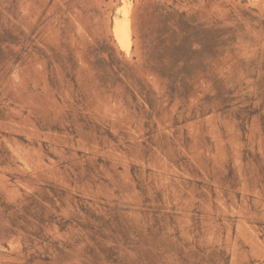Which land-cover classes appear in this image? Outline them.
I'll use <instances>...</instances> for the list:
<instances>
[{"label":"rangeland","instance_id":"rangeland-1","mask_svg":"<svg viewBox=\"0 0 264 264\" xmlns=\"http://www.w3.org/2000/svg\"><path fill=\"white\" fill-rule=\"evenodd\" d=\"M0 264H264V0H0Z\"/></svg>","mask_w":264,"mask_h":264},{"label":"bare ground","instance_id":"bare-ground-1","mask_svg":"<svg viewBox=\"0 0 264 264\" xmlns=\"http://www.w3.org/2000/svg\"><path fill=\"white\" fill-rule=\"evenodd\" d=\"M126 14H127V12H126ZM114 31L116 33L117 38L123 44L128 43L131 34L129 33V30H128L127 26H125L122 22L117 21L115 26H114Z\"/></svg>","mask_w":264,"mask_h":264}]
</instances>
